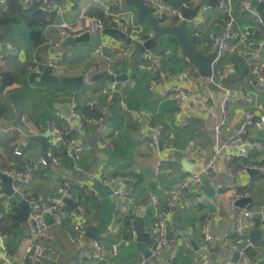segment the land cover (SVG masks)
<instances>
[{
  "label": "crops",
  "instance_id": "crops-1",
  "mask_svg": "<svg viewBox=\"0 0 264 264\" xmlns=\"http://www.w3.org/2000/svg\"><path fill=\"white\" fill-rule=\"evenodd\" d=\"M61 4L63 12L56 14L53 21L46 26L43 31L44 42L40 46L34 45L31 39V30L24 25L19 17L4 27L1 21L3 7L0 4V33L4 34L3 40L0 41V50L6 51L12 46L19 49L17 55L0 61V75L7 70L16 73L15 82L0 91V106L4 109V113H0V124L3 122V125H7L10 122H15L21 111L28 129L40 124L63 125L70 114L81 113L86 108L87 102L101 97V89L110 82L103 80L87 83L80 89L66 84L61 86V83L44 84L38 81L39 76L34 77L28 74L27 66L34 57L47 60L55 52L64 51L63 64L66 67L64 76L84 75V70L91 63L99 59L107 64V59L110 58L113 72L128 74L129 77L126 81L118 82L117 90L111 101L107 102L103 97L99 105L103 112L102 118L110 123L109 129H105L102 122H95L81 132L79 140L87 147L80 160L81 171L74 168L70 159L67 163L61 162L60 166L51 164L54 170L51 175H41L39 170L42 168L39 169L40 166L39 170H36L35 181L28 187V192L54 198L53 195L58 193L55 181L70 178L75 184L73 187L74 196H84L85 189L78 188L76 183L94 188L93 183L99 180L101 174H104L106 179L111 182L116 181L113 178L117 174H129L134 177V180L120 183L123 184V187H129L132 190L141 206L145 207L150 204L152 194H157L161 199L162 206H166L168 191L178 180L201 168L198 151L192 153L193 147H199L205 155L210 157L215 150L223 147L230 138L235 136L243 125L247 124L248 137L262 142L263 148L261 150L247 149L246 154L241 153L235 157H229L228 151H223V156L218 160L217 171L212 175H203L198 189L185 197L200 194L207 201L206 205L183 209L184 223L187 232L191 235L189 239L191 247L179 244L178 255L176 257L167 256L161 264H194L193 257L202 240L203 219L212 208L220 212V217L213 224L216 244L209 257L212 261L225 259L233 261L235 252L232 249L230 228L239 211L234 205L228 204V199L232 195L230 186H236L238 191L251 197L252 201L248 206L257 214L264 213V169L258 168L264 162V126L259 129L255 125L264 112V93L261 86L251 82L253 67L251 60L245 58L239 51L227 52L222 60L223 63L230 64V72L222 80L226 88L232 89L240 98L246 96L253 98V103L250 104L243 99L235 101L230 106L229 119L222 124L224 116L218 106L222 103L225 90L208 83L206 77L201 73V77L195 83H188L186 80L171 81V83L180 84L208 97L217 112L213 117L198 110L181 108L174 100L163 99L158 92L151 91L150 83L157 76V72L139 68V63L146 61V52L134 59L136 46L121 43L103 33H96L91 34L89 41L75 47L64 48L63 42L60 47H56L55 43L60 40L58 24L62 20L76 25L80 22L82 10H88L90 15L100 13V10L92 4V0H62ZM126 7L137 12V20L143 24L146 30L152 29L148 23L139 20L138 11L134 6L127 4ZM203 13L206 20L204 30L200 38H193L201 39L202 43L198 42L199 48L196 45L195 47L199 51L209 54L212 52L209 41L206 42L207 34L212 32L223 35L226 32V23L223 14L216 8L205 9ZM248 20L246 15L240 17V22ZM163 38L158 47L152 49L160 52V61L163 67L173 68L177 71L184 68H189L192 71L198 69L196 65L186 61L176 39L174 41L170 36H168L169 39ZM103 39H108L123 47L128 46L130 51L127 54L116 55L111 48H107L101 58L96 57L93 55V51ZM203 41L206 43L204 44ZM168 47L172 48L170 53L165 52ZM206 84L214 90H220L221 93L217 91L207 93L200 90ZM259 104H262L263 108H260ZM142 109L151 113L150 119L153 123L165 125L162 137L163 147L160 154L176 159L172 164L171 171L162 174L153 172L158 154L151 143L144 138L149 117H137L131 112ZM247 112L253 113L251 120L246 117ZM184 120L187 124L181 125V121ZM218 126L220 127L219 132L216 129ZM116 131H118L117 134H115ZM112 143L115 147L113 149L110 147ZM18 145L21 146L23 153L20 156L14 154ZM49 155L51 156V150ZM41 158H43L42 145L37 141L29 140L26 134L13 131L8 136L0 135V169L25 168L38 163ZM246 166L259 169L260 173L250 174L249 170L244 171ZM74 172H82V180L73 178ZM78 177L80 178V176ZM4 186L5 184L3 188ZM10 198L5 195L1 198L0 203L8 202L14 205ZM85 198L86 214L80 217L81 223L85 228L100 226L103 213L100 194L95 190L93 194L87 195ZM19 212L20 206H14L13 213L7 212L6 216L18 215ZM0 224L4 226L5 230L7 229L5 233L8 235L7 242L11 260L15 264H27L22 260V250L26 244L27 235L30 233V221L14 225L8 218L3 224L2 222ZM122 225V229L119 230L117 224L113 222L96 241L108 246L113 241L122 238L124 241L120 246L119 256L113 258L112 261L114 264H134L140 257H145L139 248L137 235L141 226L144 227L145 232L150 234L151 216L128 217ZM71 227L72 222L69 218L62 225H57L50 220V231L53 233L54 239L50 243L51 248L45 253L46 264H84L87 261V254L92 250L95 240L88 238L84 244H72L68 238V231L71 230ZM173 232L178 234L175 226L171 230V233ZM152 240L150 234L149 250ZM4 252L0 240V253ZM109 259L101 264H110ZM0 264L3 262L0 261ZM148 264L156 263L150 259Z\"/></svg>",
  "mask_w": 264,
  "mask_h": 264
},
{
  "label": "built area",
  "instance_id": "built-area-1",
  "mask_svg": "<svg viewBox=\"0 0 264 264\" xmlns=\"http://www.w3.org/2000/svg\"><path fill=\"white\" fill-rule=\"evenodd\" d=\"M24 4H29L31 0H21ZM184 4L189 8H194L200 0H183ZM253 0H219L215 6L206 3L199 10L198 15L192 19L188 24V31L190 37H201L206 23L204 10L213 9L223 14L226 23V32L223 35L209 32L207 38L210 44V51L216 52V57L212 63L213 73L206 77L210 84L216 85L220 89L225 90V96L221 103V111L224 116V124L230 117V106L237 100L243 99L247 103H253V98L246 96L240 98L230 88H226L222 80H224L230 72V64L223 63L227 52L239 51L245 58L251 60L252 78L251 82L263 88L264 93V20L260 12L252 4ZM264 2V0H259ZM7 0H0V4H6ZM150 8V13L156 18L158 24H165L168 26H175L181 24L185 20V16L180 9L171 6L163 0H145ZM62 0H43V6L49 13L62 14L63 6ZM126 0H92V4L100 10L99 14L90 15L88 10H82L79 24H72L66 20H62L58 26L60 29V40L55 43L56 47H60L68 37H79L85 32L90 34L102 33L107 27L118 28L132 37L134 41L145 44L148 40L154 37L153 29L146 30L141 22L137 20V12L134 9L126 7ZM247 16L248 21H241V16ZM111 48L114 54H127L130 49L128 46L123 47L108 39H103L94 49L93 55L101 58L105 50ZM172 51L171 47L165 49L166 53ZM19 49L17 47H10L6 51L0 50V61H5L10 56L17 55ZM146 61L139 63L140 69L157 72V76L151 80L150 90L158 92L163 99H172L176 104L187 110H198L207 116H216L217 112L208 97L188 89L180 84L171 83V81L186 80L188 83H195L201 77L200 71L195 69L192 71L189 68H184L177 71L173 68H165L160 61V52L152 49L146 50ZM186 61L191 63L185 56ZM65 59L64 51H57L53 56L47 60H40L36 57L32 58L27 66L29 75L42 76L48 73L64 76L66 74V67L63 64ZM107 64L103 61L97 60L84 70L85 77H92L94 74L108 70L113 72V64L110 58L107 59ZM118 82H109L101 89V97L87 102L86 107L91 109L96 108L102 102V98L109 102L113 99L114 93L117 90ZM263 108L262 104H259ZM133 115L149 117L144 138L147 139L155 152L158 154V159L153 166L155 174H162L172 170V164L176 161L174 157L163 156L160 154L163 147V133L165 130L164 124H155L152 122L151 113L147 110H132ZM246 117L251 120L253 118L252 112H247ZM95 122H102L105 129H109L110 123L105 121L102 117L93 119L89 124ZM186 121H181V125H186ZM257 128L264 126V112L260 120L255 124ZM87 128L81 113H74L71 117L66 119L63 125L47 124L35 125L29 130L36 135L48 134V138L52 143V147L61 148L66 146V154L72 160V165L77 171H81L80 160L86 151V145L79 140L82 131ZM217 131H220L218 126ZM13 131H20L23 135L24 131L16 127H10L6 124L0 126V135L8 136ZM118 131L115 132L117 134ZM102 143V142H101ZM167 144H169L167 142ZM113 149L114 144H110ZM263 143L248 137L247 124L243 125L237 134L230 138L226 144L215 150L212 156H207L199 147H193L192 153H197L201 164L199 171L181 178L168 191V201L166 206H162L160 197L157 194L151 195V201L148 206H141L135 198L134 193L129 187H123L116 190L112 194V199L116 205V216L113 219L120 229L123 227L124 220L128 217H138L143 215L151 216L152 226L150 234L152 236V244L150 247L151 255L149 258L140 257L134 264H148L152 259L156 264H161L167 257H176L178 255V246L191 247L188 238L180 236L176 232L171 233L174 228V216L179 209H192L198 205H206V199L200 195L185 198L186 195L193 194L201 184L203 175H212L217 171L218 160L223 156V151H228L229 157L241 155L237 153L238 149H255L261 150ZM15 155H22V148L20 145L16 146L14 150ZM246 154V153H244ZM61 158H53L52 163L55 166H60ZM45 158H41L38 163L32 164L25 168H7L0 169V200L4 182L2 175L11 176L14 179L15 193L21 195L22 200L27 201L30 206V234L31 238L26 244L22 260L27 264H46L44 261L45 253L49 250L50 243L54 239L53 233L50 231V220L57 225H62L66 219H71L72 227L68 231V238L74 245H81L86 243L88 237L86 230L81 223L80 217L86 214L85 196L91 195L95 192L92 186H85V184H77L76 186L85 189V195L74 196L73 187L74 182L70 178H63L56 180L57 192L64 197L74 198L77 207L70 210L68 206L61 200L56 198L43 197L41 195L31 194L28 192V187L36 179V170L40 166L48 165ZM251 167H244V171H248ZM259 169H264V162L258 166ZM114 180L122 183L132 182L134 177L129 174H117ZM99 181L105 184H110L111 180L106 179L104 174L99 176ZM232 195L228 199L229 205H235L238 199L248 197L238 191L236 186H230ZM14 205L11 203H0V223L5 218L6 213H13ZM220 217V212L212 208L204 216L202 223V240L199 249L193 257L194 264H258L259 258L264 261V236L263 246L257 247L251 240V233L253 230L262 229L264 231V213L257 214L249 206L241 208L237 213L234 222L230 228V237L232 240V249L239 255L237 262L231 260L212 261L209 254L212 253L216 244V236L213 232V224ZM8 235L1 228L0 224V240L5 250L0 253V261L3 264H15L10 258ZM123 239L113 241L106 246L100 241H93V248L87 254V261L84 264H101L107 261L114 264L113 258L119 256L120 246ZM259 249L256 256L252 255V251Z\"/></svg>",
  "mask_w": 264,
  "mask_h": 264
},
{
  "label": "water",
  "instance_id": "water-1",
  "mask_svg": "<svg viewBox=\"0 0 264 264\" xmlns=\"http://www.w3.org/2000/svg\"><path fill=\"white\" fill-rule=\"evenodd\" d=\"M164 2L170 4L171 6L180 9L182 13L185 16V20L175 26H160L156 20V18L150 13V8L146 4L145 0H126L128 5L134 6L138 11V18L141 21H147V23L151 26V28L154 31V37L150 40H148L145 44H141V50L140 47L137 45H140V43L133 40L132 37L128 36L125 32L118 28L113 27H107L103 30V34L106 36L112 37L114 40H117L121 43H125L127 45H134L136 46L135 54L141 55L146 52L148 49H154L158 47L160 40L165 36H170L177 40L181 51L184 56H186L190 62L197 66L200 73L204 77H209L213 73L212 63L216 57V52H212L209 54H205L201 51H199L191 37L188 31V24L189 22L194 19L202 6H204L206 3L215 6L218 2V0H201L194 8H189L184 4L183 0H163ZM252 4L256 9L260 12L262 15V18L264 20V2L253 0ZM4 38V34L0 33V41H2ZM91 39V34L89 32H85L79 37H68L63 42V47H75L78 44H81L85 41H89ZM128 74H115L109 71H103L99 72L97 74H94L92 77H85L84 75L79 76H59L56 74L48 73L42 76H39L37 79L41 83L44 84H66V85H72L77 89H80L85 84L99 82V81H110V82H122L126 81L128 79ZM72 114L69 116L71 117ZM13 127H16L19 130L24 131V133L27 135L29 140L37 141L42 145L43 148V158H45L49 164L52 163V158L49 155V152L52 148V143L48 138V134H42V135H36L33 134L27 127L23 120V113L19 112V118L13 122ZM247 149H238L236 150L237 153H245ZM249 173H260L259 169L256 168H250ZM2 180L5 184L4 188L2 189V193L12 197L15 194L14 189V179L11 176L2 175ZM93 186L95 190L100 194L102 199V217L100 220V226H89L86 227V235L91 240H96L100 235H102L109 226L113 223V219L116 213V205L113 202L112 194L114 191L119 190L123 187V184L118 181H113L110 184L102 183L101 181H95L93 183ZM56 199H61L70 210H74L77 207V204L74 200V198L64 197L61 193H56L53 195ZM251 197H244L241 199H238L235 202V208L237 211H239L241 208H245L248 206L251 202ZM20 206V212L17 215V218L19 222L21 223H29V215L31 206L30 204L25 201L21 200L19 202ZM174 220V226L180 236L186 237L188 239L191 238V235L187 232L185 223H184V211L183 209H179L176 213V215L173 218ZM263 236L264 231L262 229H256L253 230L251 233V240L257 247L263 246ZM26 244L29 242L31 238V234L29 233L27 235ZM150 234L148 232H145L144 227H140L138 229V235L137 239L139 242V248L144 253V256L146 258H149L151 255V252L148 248V241H149ZM193 243V242H192ZM25 244V246H26ZM24 246V248H25ZM24 248L22 250V254L24 251ZM196 248H198L196 246ZM239 259V255L237 253L234 254L233 261L237 262Z\"/></svg>",
  "mask_w": 264,
  "mask_h": 264
},
{
  "label": "trees",
  "instance_id": "trees-1",
  "mask_svg": "<svg viewBox=\"0 0 264 264\" xmlns=\"http://www.w3.org/2000/svg\"><path fill=\"white\" fill-rule=\"evenodd\" d=\"M2 24L5 26L9 25L12 21H16L17 17L21 19V21L31 30V39L35 46H40L44 42V36L43 31L48 26L53 19L55 18L56 13H49L47 10H45L43 6V0H31L29 4H24L21 0H7L6 4L2 5ZM194 45L195 40L192 37L191 38ZM172 40L175 41L173 38ZM36 77V75H31ZM16 80V73L14 71H5L1 73L0 75V91L4 90L7 86L14 83ZM62 85V84H61ZM0 113H4V109L0 106ZM83 119L87 126H89L90 121L93 119H98L102 117L103 112L98 107L96 108H89L86 107L81 112ZM51 157L52 158H61L63 163H67L69 158L66 154V146H63L61 148H51ZM71 160V159H70ZM44 167V168H43ZM39 168V167H38ZM42 168V169H41ZM41 169V170H39ZM39 172L41 175H51L54 173V170L52 169V165L48 164L46 166H41L39 168ZM45 169V170H44ZM239 190H241L239 188ZM11 219L13 224H19L17 215L10 214L8 217L5 216V218L1 221L2 224L7 219ZM1 228L4 231V226L1 225ZM259 249H255L252 251V255L256 256ZM258 260V264H264V261L260 260L259 258H256Z\"/></svg>",
  "mask_w": 264,
  "mask_h": 264
},
{
  "label": "rangeland",
  "instance_id": "rangeland-1",
  "mask_svg": "<svg viewBox=\"0 0 264 264\" xmlns=\"http://www.w3.org/2000/svg\"><path fill=\"white\" fill-rule=\"evenodd\" d=\"M144 23H147V21H145ZM170 38H172V37H170ZM163 39H169L168 38V36H165ZM195 40V45H196V47L197 48H199V46H198V42L199 43H202V41H201V39H194ZM206 42L208 43V40H206ZM205 41H203V43L205 44L206 43ZM130 46H134V45H130ZM138 47H140V50H141V44L140 45H137ZM138 55H137V53L136 54H134L133 55V58L135 59L136 57H137ZM62 86V85H61ZM200 90H202V91H206L207 93H209V92H211V91H217V92H219V93H221V91L220 90H214V89H212L209 85H204V86H202L201 88H200ZM209 95V94H208ZM221 104V103H220ZM218 109H219V111H221V105H219L218 106ZM13 122H10V123H8L7 125L8 126H10V127H12L13 125ZM0 125H3V122L0 124ZM73 174V173H72ZM78 176H80V178L78 177ZM78 177V178H77ZM81 177H83V174H82V172H74V175H73V178H75V179H81L82 180V178ZM72 180V179H71ZM75 181V180H74ZM85 181V180H84ZM75 182H77V181H75ZM85 182H89V181H85ZM10 200L14 203V206L15 207H18L19 206V202L22 200V198H21V195L18 193V192H16L15 194H14V196H12L11 198H10ZM231 256V255H230Z\"/></svg>",
  "mask_w": 264,
  "mask_h": 264
}]
</instances>
